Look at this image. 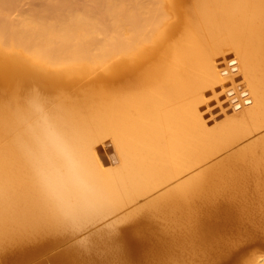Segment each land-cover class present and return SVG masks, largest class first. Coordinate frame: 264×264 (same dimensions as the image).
I'll list each match as a JSON object with an SVG mask.
<instances>
[{"label":"bare ground","instance_id":"bare-ground-1","mask_svg":"<svg viewBox=\"0 0 264 264\" xmlns=\"http://www.w3.org/2000/svg\"><path fill=\"white\" fill-rule=\"evenodd\" d=\"M222 93L231 103L225 118L235 114L213 126L203 104ZM110 140L116 153L107 158ZM263 187L264 0H0V249L43 252L97 224L93 241L108 254L124 241L139 251L154 237L145 228L167 221L160 231L178 234L163 245L169 253L216 235L214 217H239L236 206ZM126 221L139 234L123 235ZM84 238L66 243L74 248L55 264L93 258V238ZM155 256V264L179 263Z\"/></svg>","mask_w":264,"mask_h":264},{"label":"rangeland","instance_id":"rangeland-1","mask_svg":"<svg viewBox=\"0 0 264 264\" xmlns=\"http://www.w3.org/2000/svg\"><path fill=\"white\" fill-rule=\"evenodd\" d=\"M239 78H240V79H239ZM239 78H238V80H237V83H241V82L243 81L242 76L239 77ZM239 80H240V81L242 80V81L239 82ZM231 82H232V80H231V81L229 80V84H230V85H231ZM220 89L222 90V88H220ZM221 90H220V91H221ZM211 93H212V92H211ZM209 94H210V92H209ZM209 96H210V97H209ZM221 96L223 97V99H224V97H225V99L227 100V96H225V94L222 93ZM208 97H209V98H207V102H205V103H207V105H204V104H203V111H207L205 114H206L207 117L209 116L210 120H211V118H212V120H211V125H213V126L220 125L221 123H219V122L228 120L229 117L231 116V114H232V116H231L230 118H232V117L234 116L235 113L233 112V110H232L231 114L228 115V118H225L227 115H224V114H223V106H224L223 103L226 104V103L228 102L229 104L227 103L226 106L229 107V106H231V103H230L229 101H224L225 99L222 100L221 98H220L221 100L219 99L220 101H218L217 97L215 98V95H213V94L208 95ZM208 99H209V100H208ZM210 99H211V102H210ZM208 101H209V102H208ZM222 101H223V102H222ZM221 102H222V105H220ZM209 103H211V104H209ZM208 104H209V105H208ZM204 109H205V110H204ZM225 114H226V113H225ZM212 121H213V122H212ZM217 123H219V124H217ZM223 123H224V122H223ZM214 124H215V125H214ZM109 143H110V144H109L110 147H113V148H111L110 150L107 148V147H108L107 145H102V149H103V151L105 150V151L103 152V154H106L105 156H106L107 158H110L111 155H112L113 153H116V152L114 151V150H115V145H114L113 141L110 140ZM104 146H106L105 149H104ZM107 149H108L109 151H108ZM106 150H107V153H106ZM110 151H111L112 153H111ZM113 151H114V152H113ZM109 153H110V154H109ZM252 185H253V184H252ZM252 185H251V187H252ZM254 185H255V184H254ZM254 185H253V186H254ZM251 187H250V189H251ZM254 188H255V186H254L252 189H254ZM263 188H264V187H263ZM262 190H264V189H262ZM262 190H261V191H262ZM251 191H252V190H251ZM251 191H250V192H251ZM253 191H256V189L253 190ZM250 192H249V193H250ZM257 192H259V191H257ZM253 193H255V192H252V193H251L252 197L249 196V195H248V197L244 196V199H246V198L248 199V198H250V197H251V198L248 199V200L246 199L247 202H246L245 200H244V201L242 200V203L245 202V203H243L244 206H243V204H241L243 207L240 206V208H239V207L237 208V206H239V205H237V204H240V203H238V202H241L240 199H241L242 197H240L239 200H238V197H237V199L235 200V201H237V202H233V203H235V205H237V206H236V209H234V208H235V207H234L235 205H233L234 208H233V207H232V208H233L234 210H236L237 212L240 211L239 213H241V211H243L244 214H243V213H241V214L245 215V216H244L245 218L242 217V215L239 214V213H238V215H240L242 218H241L240 216H239V217H238V216L236 217V215L234 214L233 216H229V217H228V216L226 217L225 215H223V216H222V215H221V216L219 215L220 217H223V218L219 219L220 217H218V215H217L216 217H214L215 219H217V220L214 222L215 225H216V228H215V226H214V223H212V224H213V228H212V229L215 228V229L212 231V233H215V232H216L215 234L218 235V236H216V235H214V234L211 233L212 235H209L208 237H207V236L204 237V236L207 234V233H204V236H202L204 239L201 240V242L199 241L200 243L198 242L200 245H202L201 243H203V245L200 246L201 248L198 249V247H199L198 245H199V244L197 243V241H198V240H197V241L194 243V245L191 244V245L194 246V247L192 246V249H193V248H194V249L196 248L195 250L193 249V251H192V249H190V247H189V246H191V245H188V244H187V245H188L187 247H189V249L187 250V247H185V246H183V245L175 246V245H176V243H175V245H174L173 248H174V249L177 248V250L175 249L176 251H173V248H172V249H170V252H169V253H171V251H173V252H172L173 254H169V253H167L166 250H164V249H167V246H168V244H169V243L167 244V242H170L171 239L173 240V238L175 237V235H178V234H176L175 232H173V231H176V230H173V229L166 230L167 232H168V231L171 232L170 234L167 233V232L165 231L166 228H165L163 231H160L161 229H159V228H160L163 224H164L163 226L166 227L165 223H166L167 221H166L165 223H162V224H160V223L158 224V222H156V223H157V227H156L155 221H154V222L152 221L154 225L152 224L153 226H150V227H152L151 230L149 229V226H148V228H145V229H147V230H145V231L147 232L148 229H149V232H147V233L145 234V233H144L145 231H143V233H141L142 230H143L144 228L141 229V232H140L141 234H144V235H147V236H148V235L151 236V232L153 233V231H154V233L152 234V236H154V237H153L152 239H149L150 236H149L148 238H147V236L145 237V238L149 239V240L146 241V246L148 245V247H146L145 245H143L142 249H143L144 251H143V252L141 251V252L143 253V255H144L145 252H148V251H149L148 254L151 255V256H150V257H151V260L149 259L150 257L147 258L148 254H145V255H144V256H146V258L144 257L145 260H146V261H145L144 258H143V259L141 258V257H143L142 253L140 252V254H138V252H139L140 250H142V249H140L139 251H138V250L136 251L133 247H131L130 243H129V244L127 243L128 241H124V243H122L123 241L121 240V241H122L121 243L125 245V246L123 245L125 248H126V245H127V246L130 245L129 248L127 247L129 250L126 249V250H128L129 252L125 250V248L122 246V244H121L120 242H118V243H120V247L122 246L121 248H122V250H124V251L119 250V249H118V248H119V246H118L119 244H115V243H113V244H115V245L111 244V247H114V246L116 247L115 250H114L115 252L111 249V247H110V249H111L115 254H116V251H118V250H119L120 252H121V251L124 252V254L121 252L122 255H123L124 257H125V255H126L125 252H126V253L129 255V257H130L131 252L133 253L134 251H136V252H134V253H137V255H136L137 257H135V255H133V254H134V253H133V254L131 255V258H132V259L135 258V259L131 260V258L129 259L128 256L126 255L129 261H127L126 257H125V258H122V259L120 258V260H121V261H120V260H119V257H121V255L117 258L118 254H121L119 251H118V254H116L117 256L114 255V256H115V257H114V256H112L113 254L111 255V253H113L112 251L108 254V251H107L108 249H105V248H104V247H106L104 244L100 245V242H99V244H97V245L95 244L96 241H93V240H96V236H98V234H96V233H97L98 230H99L98 227H101V226H98L97 224H95V228H92V227H94V226H93L92 224H91L92 226H91V225H88V224H89V223H88V224H86V225H87V226H91V227H89V229L92 228L91 231L93 230V231H92V235H91L90 233L88 234V237H89V238L87 237V233H88V231L85 230V232H87L86 234H85V232H83L84 234H82V235L80 234L81 236H79V235L76 236V238H77V237H81V238H77V239H76V238H69V239H66V240H65L66 242H64V243L57 242L59 246H56V245H57L56 242H51V241H50L51 244L53 243V245H54V247H53L52 245L50 246V244H48L49 242H48L47 240H49V239H51V238H52L51 240H53L54 237H53V236H52L51 238L49 237V239L45 240L46 242L44 241L45 243H47V244H44L45 246H48V245L50 246V248H49V247H45L47 251H46L45 248H44L45 251H43V252H42V251L39 252V251L42 250V249L39 250L37 247H35V248H36V250H35V248L33 249V246L30 245V246H31V249H27V250H28V253H29V250L32 251V249H33V251H36L37 254H38V253H41V254H39L38 256L35 255L34 257H33V254H35V252H33L32 255H31V253L28 254L27 252L24 253V252H22V250H20V249H22V247L20 248L19 246L14 247V248H16V249H14V248L12 247V249H13L14 251H12V249H10V247L7 248V249H0V264H1V262H2V264H6V262H8V264H13V263L16 264V263L18 262V259H19V262L21 261L20 264H38V263H39V264H42V261L45 262L46 264H55V262H56V260H57L56 258H58V256H59L58 254L64 252V249H66V247H68V250H70V248L73 247V246H71V245H70V246L67 245L68 243H71V242H69V241L72 239L71 241H72V243L74 244V247H76V246H75L76 243L73 241V239H74V240L76 239L77 241H76V240H75V241L78 242V239L81 240L82 237H85V238H86V239H85V238L83 239V241H84V240L86 241V242L84 241L85 243H89L88 241L91 240V242H93V245H92V243L90 242L91 245L95 247L94 250H97V252L94 251V250H93L94 252L92 251V253H93V258H92V256H91L92 254H90L89 252H88V254H90L89 257H88V256L85 257V256H86V253H85V254L82 253V254H83V255H82V258L80 257L81 255L79 256L80 258L78 257V261L82 259V260L80 261V263H81V262L83 263V260H84V259H88V258H89V260H90V261H89V260L84 261L83 264H95L96 261L94 262V260H95L96 257H98V258H97L98 260H97L96 264H101V263H99V262H102V260H104V262H102V264H103V263H104V264H111V263H112L111 261L113 260V262H114V259L111 260L110 257L117 258V259H115V261H117L116 264H119V263H118L119 261H120L122 264H139L138 261H141V262H140L141 264H145V263H146V264H149L150 261H151L150 264H155V263H154L155 260L158 259V257L155 256V255L158 254V256L160 255L161 257H163V256H167V255H169V256L171 255V256H173V258L170 256L171 259H175V258H174V257H175L174 255L177 256L178 254H180L179 252H181V251H182V252L185 251V252H184L185 256H182V254H183L182 252H181V254H180V255L183 257V259L185 260L186 258H187V259L192 258V259H191V262H190V260H189V262H187L188 260H186L187 263H186V262H185V263H184V262L180 263L181 261H180L179 258H180L181 256L178 255L179 258L177 259V262H179V263H176V264H183V263H184V264H189V263H190V264H196V263H198V264H206V263L211 264V263H210V262H211L210 260H212L213 263H214V262H215V263L218 262V263H216V264H220V262H221L220 260H222V259H224V262H223V260H222L221 263L225 264V262H226V264H229L230 262H228V261H229L231 258H233V257L236 258V257H238L239 255H242V257H243V258L240 257V256L238 257V259L241 258V259H239V260H240V263L242 264V262H243V260H244V262H243V264H244L245 261L248 262L249 259L251 260V258H252V259H259V258H263V257H264V229H263V226H264V225H263V224H264L263 219H264V218L261 217L262 215L264 216V206H263L264 204L261 205L262 203H264V200L262 199L263 202H262L261 204L259 203V201H260V202L262 201V200H260V199H261L262 197H264V195H263V194H264V191L262 192V193H263V194H262L263 196L261 195L262 197L260 196L259 193H256V194H255L256 198H255V196H254V199L252 200V198H253ZM260 193H261V192H260ZM257 194H258V195H257ZM257 196L260 197V199H259V198L257 199ZM242 199H243V198H242ZM255 199H257L256 201H257L261 206L258 207V205H257V207H256V206L254 205V204H258V203L255 201ZM222 201H223V200H222ZM222 201H221V200H220V202L218 201V202H217V205H216V204H215V205L212 204V205H213V207H212V210H213V211H212V212L217 211V210L219 209L218 207L221 205V203H222V205H224V203H223L224 201H223V202H222ZM248 201H249V203H250V201H251V203H253V204H252V205H249ZM254 201H255L256 203H255ZM246 203H248V204L246 205ZM251 203H250V204H251ZM222 205H221V208H223ZM262 206H263V207H262ZM215 207H217V208H215ZM214 209H215V210H214ZM249 209H251L252 211L249 210ZM245 210H246V211H245ZM247 210H248V212H247ZM253 210H257V211H258V213H257V211H254V212L257 213L256 216H259V218H258V217H257V218L253 217V219H251V217H252V216H251V213L253 212ZM261 210H262V211H261ZM244 211H245V212H244ZM233 212H235V211H233ZM254 212H253L252 215L255 216ZM245 213H246V214H245ZM249 213H250V214H249ZM247 214L250 215L249 219H248V216H249V215H247ZM258 214H259V215H258ZM246 215H247V216H246ZM225 217H226L227 220H228V218H229L230 221H229V220L227 221L226 219H224ZM246 217H247V218H246ZM237 218H239V219H244V220H239V221H238ZM215 219H214V220H215ZM222 219H224V220H226V221H223ZM231 220H234V221L232 222ZM245 220H246V221H245ZM249 220H252V222H250ZM256 221H258V222H256ZM129 222H130L131 225L129 224ZM163 222H164V221H163ZM255 222H256V225L259 226V227L261 226L262 229L259 228V227H257V226L255 225V226L259 229V230H258V229L254 226ZM123 224H124V223H122L121 225H123ZM126 224H129L130 226H132V221H128V223H127V221H126V222H125V225H123V226L125 227ZM121 225H120V227H121ZM129 225H127V226H129ZM158 225H159V226H158ZM160 225H161V226H160ZM167 225H168V224H167ZM127 226H126V227H127ZM130 226H129V227H130ZM154 226H155L156 230H155V228H153ZM253 226H254V227H253ZM124 227H123L124 230L121 229L122 227L120 228L121 230H123V232H122L121 230H119L118 232L112 233V235H114V234H117V235H118L119 233L122 232L123 235L126 234L125 236L128 237L127 234L133 233V232L135 231L134 228H132L134 231L131 232L130 230H132V229H129V228L127 229V228L125 227L128 231H130V232L128 233V231H127ZM130 228H131V227H130ZM157 228H158L159 230H157ZM161 228H163V227H161ZM249 228H250V229L255 228V230L252 229L253 232H251L252 230L250 231ZM97 229H98V230H97ZM152 229H154V230H152ZM182 229H183V228H182ZM182 229H181V230H182ZM217 230H218V231H217ZM89 231H90V230H89ZM91 231H90V232H91ZM126 231H127V232H126ZM150 231H151V232H150ZM155 231H156V232H157V231H160V232L156 233ZM179 231H180V230H177V233H180V234H181V231H180V232H179ZM183 231H184V230H182V232H183ZM248 231H249V232H248ZM184 232H185V231H184ZM184 232H183V233H184ZM217 232H218L219 234H218ZM250 232H251V233H250ZM148 233H149V234H148ZM185 233H186V232H185ZM201 233H202V232H201ZM133 234H139V233H137V232L135 233V232H134ZM160 234H161V236H159ZM164 234H168V235H166V236H168L167 241H166V237L164 238V236H163ZM173 234H174V235H173ZM117 235L114 236V238L117 237ZM170 235H171V236H170ZM201 235H203V233H202ZM213 235H214L215 237H214ZM65 236H66V235H65ZM68 236H69V235H68ZM68 236H67V237H68ZM70 236H71V235H70ZM90 236H91L93 239H90V238H91ZM152 236H151V237H152ZM162 236H163V237H162ZM172 236H173V237H172ZM112 237H113V236H112ZM156 237H157L158 239H161L160 237H162V240H163V241L165 240V241L161 243V241L158 240ZM171 237H172V238H171ZM176 237H177V236H176ZM202 237H200V239H202ZM210 237H211V238H210ZM212 237H213V238H212ZM64 238H65V237H64ZM87 238H88V240H87ZM155 238H156V239H155ZM163 238H164V239H163ZM170 238H171V239H170ZM89 239H90V240H89ZM112 239H113V238H111V240H112ZM169 239H170V241H169ZM67 240H68V242H67ZM153 240H154V241L157 240L158 242H154ZM259 240H260V242H259ZM59 241H60V240H59ZM83 241H82V243H83ZM150 241H151V242H150ZM152 241H153V243H156L154 249L152 248V247L154 246V245L152 246V244H153ZM79 242H80V241H79ZM97 242H98V241H97ZM101 242H102V243L104 242L103 239H102ZM159 242L161 243V246L159 245L160 248H161L164 244L167 245V246H165L166 248H165L164 246H163L164 248H161L162 250H164V253H165V254H162V253H163L162 250H160L159 246H156L157 244H159ZM205 242H206V243H205ZM210 242H211V243H210ZM212 242H213V243H212ZM237 242H238V243H237ZM261 242H262V243H261ZM66 243H67V244H66ZM80 243H81V242H80ZM126 243H127V244H126ZM151 243H152V244H151ZM208 243L211 244V247H210V245H209ZM55 244H56V245H55ZM64 244H65V245H64ZM205 244H208L209 247H208V246L205 247ZM231 244H234L235 246L237 245L236 248H238V250H239V252H240V254H239V252H237L238 256H237L236 254L233 253L234 250L237 251V249H234L235 246H231V247L233 248V250H231V247H230ZM249 244H250V247H249L250 249H247V247L249 246ZM77 245H80V244L77 243ZM84 245H85V244H84ZM196 245H197L198 247H196ZM245 245H246V246H245ZM247 245H248V246H247ZM55 246H56V247H55ZM85 246H86V245H85ZM99 246H100V248H101V246H102V247L104 246V247H103V250H102V252L104 251L103 253L101 252V249H102V248L100 249ZM117 246H118V248H117ZM17 247L20 248V249H17ZM41 247H42V246H41ZM43 247H44V246H43ZM74 247H73V248H74ZM241 247H242V248H241ZM131 248H132L134 251H131V252H130V249H131ZM151 248H152L153 250H155V252H156L157 254H155V252L153 253V251H152ZM157 248L160 250V252H159L158 250H156ZM185 248H186L187 251L185 250ZM203 248H204V249L206 248V249L204 250ZM37 249H38V251H37ZM110 249H109V251H110ZM116 249H117V250H116ZM10 250H11V251H10ZM61 250H62V252H61ZM68 250H66V251H68ZM146 250H148V251H146ZM178 250H179V252H178ZM241 250H242V251H241ZM249 250H250V251H249ZM20 251H21V252H20ZM157 251H158V252H157ZM189 251H191V252H189ZM230 251H231L232 253H230ZM235 251H234V252H235ZM6 252H7V254H6ZM11 252H12L13 254H14V252H15V254L13 255ZM59 252H60V253H59ZM95 252H96V253L99 252L98 254H99V255L101 254V255H100L101 257H100L98 254H97L98 256H97V255L95 256V254H94ZM161 252H162V253H161ZM174 252H175V253H174ZM241 252H243V253L241 254ZM245 252H246V253H245ZM10 253H11L12 255H11ZM17 253H19L21 256L19 255V256L17 257V256H16ZM129 253H130V254H129ZM187 253H188V254H187ZM227 253H229L230 255L232 254L231 257H230L229 254L227 255ZM235 253H236V252H235ZM244 253H245V255L248 253V255H246L247 258H246V256L244 255ZM27 254H28V256L30 255L29 258H27V256H26ZM88 254H87V255H88ZM107 254H108V257H107V258H108V260H109L111 263L107 262L108 260H107L106 258L103 257L104 255H107ZM249 254H250V255H255V256H250ZM6 255H7V256H6ZM17 255H18V254H17ZM54 255H55L56 257H55ZM138 255H139V256L142 255V256L138 257ZM233 255H235V256H233ZM10 256H11V258H10ZM15 256H16V257H15ZM31 256H32V258H31ZM90 256H91V258H90ZM94 256H95V257H94ZM123 256H122V257H123ZM160 256H159V258H160ZM178 256H177V257H178ZM189 256H190V258H188ZM249 256H250L251 258H249ZM12 257H14L15 259L12 258ZM19 257H21V258H19ZM53 257L55 258V262L53 261V259H54ZM84 257H85V258H84ZM105 257H106V256H105ZM156 257H157V258H156ZM182 257H181V258H182ZM224 257H225V258H224ZM226 257H227V259H228V257H230V258H229L228 260H226ZM9 258H10L11 260H10ZM17 258H18V259H17ZM25 258H27L28 260H25ZM30 258H31V259H30ZM100 258H101V260H100ZM103 258H104V259H103ZM136 258H137V262H138V263L135 262V261H136ZM138 258H141V259H138ZM235 258H234L233 260L231 259L230 261L232 262V261L236 260V261L238 262V259H235ZM244 258H246V260H245ZM7 259H8V260H7ZM12 259H14V261H17V262H14ZM21 259H22V260H21ZM29 259H30V260H29ZM123 259H125V260L123 261ZM147 259H148V262H149V263L147 262ZM6 260H7V261H6ZM99 260H100V261H99ZM106 260H107V261H106ZM143 260H144V261H143ZM184 260H183V261H184ZM192 260L194 261V263H193ZM214 260H215V261H214ZM247 260H248V261H247ZM4 261H5V263H4ZM9 261H12V262L9 263ZM22 261H23V263H22ZM78 261H77V259H76V260H75V264H77L76 262H78ZM87 261H88L89 263H88ZM105 261H106V263H105ZM142 261H143L144 263H142ZM152 261H153V262H152ZM160 261H161V258H160ZM209 261H210V262H209ZM219 261H220V262H219ZM157 262H159V259L157 260ZM175 262H176V259H175ZM227 262H228V263H227ZM234 262H235V261H234ZM234 262H232V263H234ZM57 263H58V262H57ZM80 263H78V264H80ZM121 263H120V264H121ZM215 263H214V264H215ZM238 263H239V262H238ZM238 263H234V264H238ZM17 264H19V263H17ZM43 264H44V263H43ZM58 264H61V263L59 262ZM114 264H115V263H114ZM160 264H161V263H160Z\"/></svg>","mask_w":264,"mask_h":264},{"label":"clouds","instance_id":"clouds-1","mask_svg":"<svg viewBox=\"0 0 264 264\" xmlns=\"http://www.w3.org/2000/svg\"><path fill=\"white\" fill-rule=\"evenodd\" d=\"M63 151V149H61ZM65 156L66 158L70 159V157L68 156L67 152H65Z\"/></svg>","mask_w":264,"mask_h":264},{"label":"snow or ice","instance_id":"snow-or-ice-1","mask_svg":"<svg viewBox=\"0 0 264 264\" xmlns=\"http://www.w3.org/2000/svg\"><path fill=\"white\" fill-rule=\"evenodd\" d=\"M218 91H220V89H218ZM221 99H223V97H221Z\"/></svg>","mask_w":264,"mask_h":264}]
</instances>
